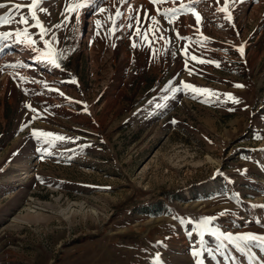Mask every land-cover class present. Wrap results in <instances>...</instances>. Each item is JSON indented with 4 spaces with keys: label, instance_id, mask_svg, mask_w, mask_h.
<instances>
[{
    "label": "rangeland",
    "instance_id": "374dc122",
    "mask_svg": "<svg viewBox=\"0 0 264 264\" xmlns=\"http://www.w3.org/2000/svg\"><path fill=\"white\" fill-rule=\"evenodd\" d=\"M24 2L0 0L9 8ZM75 2L45 0L47 13L37 10L51 30L45 39L57 37L61 69L11 38L0 43V264H154L157 256L163 264H254L227 242L223 254L191 253L201 247L196 225L206 217L224 233L264 236V0L230 3L232 22L216 10L224 0H94L66 12ZM181 4L195 8L199 25L190 12L174 24L157 12ZM144 10L170 38L153 40L154 58L135 27H124L137 13L142 30L151 27ZM176 30L191 40L177 39ZM181 81L220 95L173 96ZM33 130L66 140L46 144ZM204 239L217 247L207 232ZM252 249L264 262V248Z\"/></svg>",
    "mask_w": 264,
    "mask_h": 264
},
{
    "label": "snow or ice",
    "instance_id": "6c2138e0",
    "mask_svg": "<svg viewBox=\"0 0 264 264\" xmlns=\"http://www.w3.org/2000/svg\"><path fill=\"white\" fill-rule=\"evenodd\" d=\"M45 0H25L24 3H12L11 7L9 8L8 5L0 3V9L2 8H8V11L0 15V26H11L13 24L18 25V27L14 31H5L0 32V43L9 40L10 38L14 40L15 43H22L25 44L27 48H29L31 51H35L38 53L37 60L38 62L43 58L48 64L53 66L56 69H61V63L58 62L60 57H63V53H56L55 49L53 48V43L58 42L57 37L54 32L51 33L50 39H45L46 36H49L50 29L47 28L42 21L39 19L37 10L41 12L47 13V10L43 7H40ZM94 0H77V2L73 3L71 6H66L65 11L66 12H78L80 9L88 8ZM131 0H120L121 4H128L130 5ZM151 3L154 5L164 4L167 2H174V0H150ZM201 0H192V4H199ZM236 0H224L223 6L218 7L216 10L218 12H223L225 14V19L229 22H232L233 17L232 13L229 10L230 3H235ZM240 3H243L244 0H239ZM217 3H219V0H217ZM27 8L28 12L27 14L24 12V9ZM186 9V12L184 11ZM100 12H105L106 10L104 8L99 9ZM129 13H132L133 9L129 6L128 9ZM145 11V17L147 20L145 22L150 21L151 27L147 29L142 30V21L141 17L137 13L135 16L129 15L128 16V23L124 25V27H127L129 29H132L135 27V36L139 37L140 40L144 41L147 46L151 49L153 58L155 56V49L152 48V42L153 40H163L165 44L170 43V38L165 37L163 35V30L158 28L159 21L155 16L148 17L147 11ZM157 12L159 15L165 17L166 22L169 24H174V18L178 14H187L191 13L195 19L197 25L201 23L202 17L200 14L195 10L194 7H191L190 5H184L181 4L179 8H172V9H164L163 11H160L159 8H157ZM122 13L120 12L119 8H117V11L115 13V17L117 19L122 18ZM32 20L34 22L32 27H36L39 29L38 36L39 39L43 42L44 49L41 50L36 47L37 40L32 38V35L29 32V20ZM69 17H65V21H67ZM109 20H112L113 27L111 31L114 33L116 30L115 27V20L111 16H109ZM133 21H135V25L133 24ZM79 22V17L77 16V23ZM23 26V27H20ZM64 24H57L54 25L53 28L59 29L63 27ZM101 23L99 20L96 21V28L97 30L100 28ZM235 25L233 24V27ZM160 32L159 35H157V32ZM149 33L152 34V40L149 39ZM97 35H99V31H97ZM176 38L177 39H184V40H191L190 37H181L179 34V31L176 30ZM208 38L204 37L202 40L196 41V43L202 44L204 40H207ZM115 46V45H113ZM133 48L138 47L135 41H133L132 45ZM2 50V48H0ZM167 50V49H165ZM241 55L244 54V47L241 46L237 49ZM181 54L185 57V67L187 69L188 67V50L187 46L182 50ZM173 56H175V53H172ZM66 58V57H64ZM192 61H195L199 64L204 63H215L217 67H219V63L215 61H206L204 59L198 58L196 55H192L191 57ZM23 65H7L6 67H22ZM194 74L192 70H189V75ZM35 82V81H32ZM71 83H76V80L73 78ZM236 87H243V85H235ZM45 87L47 88V84L45 83ZM169 87H171V84H169ZM50 91H58V89H49ZM167 90V89H166ZM191 91L195 94L200 93H210L211 95L219 96V93L213 92L210 89H202L199 87H196L194 85L185 83L184 81L180 82V86L176 88H171V91L173 93V96L178 92H185ZM59 95L64 96L63 92H59ZM227 100H230L232 103H239V100L234 97L231 93H225L223 94ZM195 98V96H193ZM70 102L75 103H81L79 101H71V98L66 97ZM205 103H209L208 100L203 101ZM29 109H31L33 112H35V109L31 108V105L27 106ZM157 107H162V105H157ZM84 110L87 111V106L84 105ZM231 110V109H229ZM35 118V117H34ZM175 123V121H173ZM27 127V125H25ZM32 136L36 138L37 140L43 139V142L46 144H54L55 141H64L66 138L64 136L56 135L50 132H43V131H32ZM51 138V139H49ZM84 147H90V145H85ZM39 150V149H38ZM46 151V150H45ZM43 158V157H41ZM219 175V172L217 173ZM38 179H40L38 177ZM43 182V181H41ZM211 217L203 218L197 225L196 229L198 231V234L200 236V245L201 247L199 249H194L192 251V256L194 257H200L203 252H207L209 255H213L215 252H220L223 254L225 248H226V242L227 244H231L238 252L240 253H246L249 255L250 259H254L255 257L251 255V248L253 245L256 247L264 248V236L253 234V233H245L240 235H233L231 233H222L217 228H211L209 225L212 223ZM259 223V222H258ZM208 233L209 235L215 237V239L218 241L217 247L215 249H212L210 247H207V242L204 239L205 233ZM191 234V233H190ZM161 243V242H158ZM154 264H163L160 257L157 256L156 260L154 261ZM196 264H203V261L200 259H197Z\"/></svg>",
    "mask_w": 264,
    "mask_h": 264
},
{
    "label": "bare ground",
    "instance_id": "6f19581e",
    "mask_svg": "<svg viewBox=\"0 0 264 264\" xmlns=\"http://www.w3.org/2000/svg\"><path fill=\"white\" fill-rule=\"evenodd\" d=\"M209 227H210V226H209ZM211 228H212V227H211ZM220 232H222V231H220ZM222 233H224V232H222ZM230 245H231V244H230ZM245 255H246L247 257H249L248 254L245 253ZM251 255L255 257L254 259H251V260L253 261L254 264H263V263H264V262L260 259V257L257 256V255L255 254V252H254V250H253L252 248H251Z\"/></svg>",
    "mask_w": 264,
    "mask_h": 264
}]
</instances>
